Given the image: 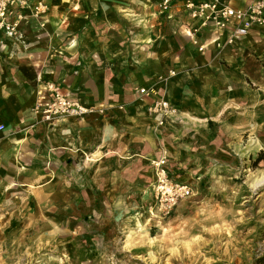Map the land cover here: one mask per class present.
Segmentation results:
<instances>
[{
  "label": "rangeland",
  "instance_id": "1",
  "mask_svg": "<svg viewBox=\"0 0 264 264\" xmlns=\"http://www.w3.org/2000/svg\"><path fill=\"white\" fill-rule=\"evenodd\" d=\"M159 1H146L125 26L160 29L176 46L170 77L187 75L189 115L174 104L179 119L167 133L150 124L153 142L137 161L64 163L57 173L52 162L21 161L20 176L14 162L1 163L0 264H264V87L221 74L224 48L208 45L200 55H211L194 65L176 25L182 0L171 9L174 25ZM159 155L193 187L168 215L150 208V162ZM43 170L52 176L41 183Z\"/></svg>",
  "mask_w": 264,
  "mask_h": 264
},
{
  "label": "crops",
  "instance_id": "2",
  "mask_svg": "<svg viewBox=\"0 0 264 264\" xmlns=\"http://www.w3.org/2000/svg\"><path fill=\"white\" fill-rule=\"evenodd\" d=\"M46 1L50 12L44 28L32 22L25 27L22 40L0 33V123L4 125L0 132V164L11 167L14 162L20 176L22 170L16 164L22 166L21 161L52 162L55 173L64 163L85 166L137 161L139 150L153 142L149 125L156 123L160 114L148 116L141 104L150 100L140 98L134 89L151 87L176 104L181 118L190 113L182 97L189 90L185 86L187 75L170 77L178 64L172 60L176 46L160 29L139 32L125 26L148 10L142 6L146 1L156 0ZM174 13L169 18L166 13L165 19L171 25L177 22ZM180 18L178 28L186 21ZM186 37L197 54L191 57L193 64L207 60L211 54L200 55L204 52H198ZM241 41L224 47L221 54L229 66L219 67L218 71L239 83L247 76L264 87V30L254 31ZM161 75L169 78L159 81ZM40 79L62 82L88 104L127 103L128 107L122 111L112 109L105 116L69 118L54 124L34 122L29 114ZM175 117L178 114L169 117L164 126L155 125L160 134L167 133L166 125ZM51 176L43 170L35 178L42 183Z\"/></svg>",
  "mask_w": 264,
  "mask_h": 264
},
{
  "label": "built area",
  "instance_id": "3",
  "mask_svg": "<svg viewBox=\"0 0 264 264\" xmlns=\"http://www.w3.org/2000/svg\"><path fill=\"white\" fill-rule=\"evenodd\" d=\"M173 0H161L160 11L171 17ZM50 5L46 0H0V33L16 40L23 39V32L32 22L44 28L48 21ZM180 16L185 18L180 29L189 37L198 52L208 45L222 49L237 45L252 32L264 30V0H183ZM29 117L34 122L54 124L65 119L85 116H105L112 109L124 110L128 104H88L71 88L54 80L40 79ZM136 94L149 99L146 110L150 115L160 114L157 126H164L175 114L176 108L164 95L153 88L140 86ZM4 125L0 123V132ZM154 173L151 188V209L162 215L170 214L176 205L191 197L193 187L171 173L167 157L161 155L151 160Z\"/></svg>",
  "mask_w": 264,
  "mask_h": 264
},
{
  "label": "bare ground",
  "instance_id": "4",
  "mask_svg": "<svg viewBox=\"0 0 264 264\" xmlns=\"http://www.w3.org/2000/svg\"><path fill=\"white\" fill-rule=\"evenodd\" d=\"M241 44H242V41L240 42ZM148 218H149V216H148ZM147 219V218H146Z\"/></svg>",
  "mask_w": 264,
  "mask_h": 264
}]
</instances>
